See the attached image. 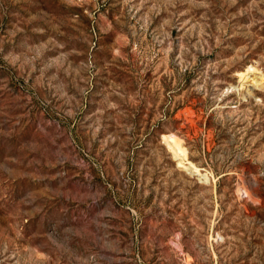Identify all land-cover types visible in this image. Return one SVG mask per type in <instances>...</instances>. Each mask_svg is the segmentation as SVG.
Instances as JSON below:
<instances>
[{
  "label": "rangeland",
  "instance_id": "1",
  "mask_svg": "<svg viewBox=\"0 0 264 264\" xmlns=\"http://www.w3.org/2000/svg\"><path fill=\"white\" fill-rule=\"evenodd\" d=\"M249 66L264 0H0V264H264Z\"/></svg>",
  "mask_w": 264,
  "mask_h": 264
},
{
  "label": "bare ground",
  "instance_id": "2",
  "mask_svg": "<svg viewBox=\"0 0 264 264\" xmlns=\"http://www.w3.org/2000/svg\"><path fill=\"white\" fill-rule=\"evenodd\" d=\"M240 79L244 83L246 81L251 82L254 87H264V75L260 74L254 66H249L243 73H241ZM163 139L170 147L176 148V150L179 154L184 151L182 144L178 143L172 137H170L168 135H164ZM178 153H176V154H178ZM180 157H182V156H180ZM181 159H185V158L182 157Z\"/></svg>",
  "mask_w": 264,
  "mask_h": 264
}]
</instances>
